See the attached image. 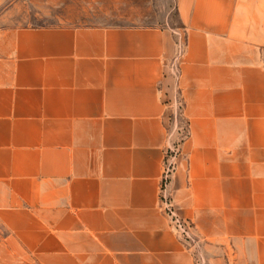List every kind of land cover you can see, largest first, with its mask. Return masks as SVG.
<instances>
[{
	"label": "crops",
	"instance_id": "crops-1",
	"mask_svg": "<svg viewBox=\"0 0 264 264\" xmlns=\"http://www.w3.org/2000/svg\"><path fill=\"white\" fill-rule=\"evenodd\" d=\"M0 228L12 264H264V0H0Z\"/></svg>",
	"mask_w": 264,
	"mask_h": 264
},
{
	"label": "built area",
	"instance_id": "built-area-1",
	"mask_svg": "<svg viewBox=\"0 0 264 264\" xmlns=\"http://www.w3.org/2000/svg\"><path fill=\"white\" fill-rule=\"evenodd\" d=\"M182 46L179 49V53L175 61L171 64L170 69L171 73L176 81V83L179 82L180 76H181V70H180V64H179V57H181L182 54ZM178 102L181 103V101H178V98L174 101L173 105L175 107V113L174 116H176V105ZM182 106V103H181ZM180 106V107H181ZM182 108V107H181ZM180 108V109H181ZM173 117V115H172ZM170 147L167 152V158L164 168V174H163V180H162V188H161V204L164 209V212L169 217L172 226L176 229V231L179 233V235L186 240L187 242H190L192 245H194L197 248H199V241L196 239L192 232V228L190 223L181 216L178 207L173 201L172 194L169 189V185L172 179V175L174 172V168L176 163L174 162V158L177 154L180 152V144H178L172 141V137L170 134ZM199 264H205V260L202 256H199Z\"/></svg>",
	"mask_w": 264,
	"mask_h": 264
},
{
	"label": "rangeland",
	"instance_id": "rangeland-1",
	"mask_svg": "<svg viewBox=\"0 0 264 264\" xmlns=\"http://www.w3.org/2000/svg\"><path fill=\"white\" fill-rule=\"evenodd\" d=\"M172 18L173 21H177V16L176 13L173 11L172 13ZM178 101H180V99L178 98ZM181 103L178 102V104L176 105V116H174L172 119L170 120V134L172 137V141L178 144L186 137L187 132H188V128H187V123L186 120L183 118L182 116V112H181ZM174 113H175V107H174ZM173 198V196H172ZM174 201V198H173ZM4 236V233L1 231L0 228V238ZM10 246L8 242H4L0 239V264H12V263H16V261L18 260V258L16 257H11L10 256Z\"/></svg>",
	"mask_w": 264,
	"mask_h": 264
}]
</instances>
